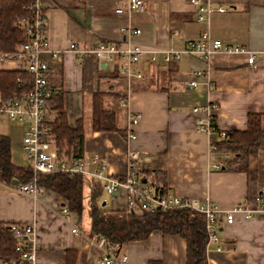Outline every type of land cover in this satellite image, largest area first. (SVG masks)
<instances>
[{
    "label": "crops",
    "instance_id": "crops-1",
    "mask_svg": "<svg viewBox=\"0 0 264 264\" xmlns=\"http://www.w3.org/2000/svg\"><path fill=\"white\" fill-rule=\"evenodd\" d=\"M38 1L46 19L48 48L59 52L49 60V75L58 78L67 123L73 126L82 118L83 157L97 153L106 172L115 177L123 174L126 152L132 149L141 159L136 170L162 172L168 193L208 200L222 211L238 203L258 205L259 189L264 186L260 156H249L247 172L213 169L218 155L210 153L209 136L197 131L195 124L205 115L192 109L216 104L218 131L244 129L248 112L260 114L264 129V0H210L213 7L225 8L210 13V37L242 47L246 53L216 52L208 60L180 53L177 62L167 64L160 55L150 61L144 53L130 66L141 78H126L121 58L111 64L98 63L93 55L71 53L67 47L74 43L89 49L99 42L126 40L119 25L128 19L140 29L131 41L144 47L181 50L186 41L198 39L206 26L195 20L189 0H142L144 11L131 12L128 17L113 12L126 0ZM247 52L254 56L252 65L246 63ZM15 68L0 61V69ZM193 72L201 73L195 88L187 83ZM94 92L103 94L102 107L114 113L115 126L122 134L90 131ZM132 115H137L138 121L130 130ZM128 131L134 139L127 138ZM146 180L152 182L151 177ZM11 185L0 183V198L7 197L0 221L33 225L36 264H64L68 249L75 251V264H101L99 250L84 238L89 233V216L84 226L81 214L60 212L52 191L43 189L34 199L12 191ZM108 198L103 200L106 208L124 206L122 190L117 197ZM72 213L75 217L69 215ZM72 227L80 234L71 233ZM220 228L217 236L222 249L215 252L211 245L205 253L207 264H264V213L246 220L236 216L230 224L221 222ZM121 245L128 256L126 264H184L185 244L176 235L152 231L143 240Z\"/></svg>",
    "mask_w": 264,
    "mask_h": 264
},
{
    "label": "built area",
    "instance_id": "built-area-1",
    "mask_svg": "<svg viewBox=\"0 0 264 264\" xmlns=\"http://www.w3.org/2000/svg\"><path fill=\"white\" fill-rule=\"evenodd\" d=\"M193 8L195 20L203 22L206 26L200 32L199 38L186 41L181 50L157 49L144 47L139 43L131 41V38L140 33L127 21L119 25V31L126 40L118 43L99 42L89 49H82L74 43H69L67 51L76 54H91L98 63H113L116 58L123 60L122 72L126 78L133 76L141 78L139 72H131L130 66L138 61L142 54H149L150 61H155L160 55L163 63L177 62L180 53L199 60H208L216 52L239 53L244 49L238 46L221 44L219 40L210 37L208 20L210 13L224 12L223 6L213 7L210 0H189ZM24 9L29 10L27 18L20 21L25 41L17 45L12 51L0 52V61L16 65L15 69H23L32 76L31 87L20 96L0 98V116H4L9 123L21 126V148L24 153L28 167L32 171V177L24 183L11 185L12 191L19 194H27L37 198L43 190L35 181L36 174L62 173L68 176L80 175L85 183L97 181L100 183L103 194L110 198L117 197V192L124 193L125 207L132 209L140 207L148 213L156 210L165 211L179 208H188L201 213L204 217V228L207 233L205 253L211 250L219 252L222 247L218 240V228L222 224H230L236 216L246 220L254 214L264 213V186L259 189V203L257 206H248L242 203L235 204L227 210H220L208 200H197L181 197L167 191L162 192L154 183L142 179L137 175L136 163L140 162L139 153L128 149L126 152L125 169L120 178L110 176L102 163L101 157L95 153L86 158L67 152L65 148H59L54 141L50 131L49 120L52 115L49 112L47 102L48 90L47 79L49 74V60L58 57L59 52L50 50L46 40V19L42 6L38 0H32ZM145 4L142 0H126L125 5L115 7L113 12L118 15L131 12H142ZM246 63L252 65L254 56L247 52ZM200 72H193L188 86L195 88L196 77ZM207 83V82H205ZM216 110V104L208 103L203 106L194 107L193 112H201L205 116L196 120V130L209 136L215 135L217 139H224L226 133L212 127V120ZM138 121L137 115L128 119L129 129ZM131 130V129H130ZM127 138L132 140L135 135L128 131ZM210 147V144H209ZM228 154H221L212 163L213 169H219L222 159H227ZM0 183H2L0 181ZM60 212L66 214L67 208L60 207ZM9 235L13 241V253L9 257H0V264H36V247L33 243L34 229L28 222H13L9 225ZM71 233L80 234V231L72 227ZM89 244L96 247L100 252L101 264H126L128 256L122 245L115 246L105 237L96 234L84 236Z\"/></svg>",
    "mask_w": 264,
    "mask_h": 264
},
{
    "label": "trees",
    "instance_id": "trees-1",
    "mask_svg": "<svg viewBox=\"0 0 264 264\" xmlns=\"http://www.w3.org/2000/svg\"><path fill=\"white\" fill-rule=\"evenodd\" d=\"M32 0H0V52L12 51L25 41V35L20 21L29 15L24 9ZM32 76L23 69H0V98L20 96L31 87ZM50 131L55 144L59 148L71 149L72 154L82 156L83 122L82 118L75 120L73 126L66 121L62 104V90L57 77L48 74L47 79ZM100 92L91 94L90 99V131L98 133L116 132L122 134L114 123V113L102 107ZM215 117L212 127L215 129ZM224 139L210 136L209 151L211 154H228L222 159L218 170L229 172H247L248 158L251 155L260 156L264 164V129L260 126V114L248 112L245 127L242 130H231ZM142 179L152 178L162 192L166 191L164 174L158 171H138ZM32 171L26 166H17L10 160L9 139L0 134V181L11 184L12 180L24 183L31 179ZM120 178V176H115ZM36 184L52 191L58 198L60 206L80 216L85 200L89 216V235L96 234L105 237L115 246L131 241L147 238L150 232L159 231L163 234L176 235L185 244L184 264H207L205 243L207 233L204 228V217L201 213L188 208L159 211L152 213L142 208L125 207L110 209L105 204L101 206L100 197L103 194L97 181L84 182L80 175L68 176L62 173L36 174ZM85 189V191H84ZM13 222L0 221V257H9L13 253V241L9 235V225ZM74 250L65 251L64 264H75Z\"/></svg>",
    "mask_w": 264,
    "mask_h": 264
},
{
    "label": "rangeland",
    "instance_id": "rangeland-1",
    "mask_svg": "<svg viewBox=\"0 0 264 264\" xmlns=\"http://www.w3.org/2000/svg\"><path fill=\"white\" fill-rule=\"evenodd\" d=\"M0 134L7 136L9 139V152H10L11 162L17 166H22V167L28 166V163L25 159L24 153L21 148L22 131L20 126L17 124L9 123L5 120L4 116H0ZM100 200L109 201V198L105 194H102ZM6 208H7V197L2 196L0 198V209L6 210ZM69 215L75 217L73 213ZM81 221L84 226L88 221V208L86 206L85 200L83 201Z\"/></svg>",
    "mask_w": 264,
    "mask_h": 264
},
{
    "label": "water",
    "instance_id": "water-1",
    "mask_svg": "<svg viewBox=\"0 0 264 264\" xmlns=\"http://www.w3.org/2000/svg\"><path fill=\"white\" fill-rule=\"evenodd\" d=\"M16 183H17L16 180H12V181H11V184H12V185H15ZM103 205H104V201L101 202V206H103ZM220 230H221V228L219 227V228H218V231H220Z\"/></svg>",
    "mask_w": 264,
    "mask_h": 264
}]
</instances>
